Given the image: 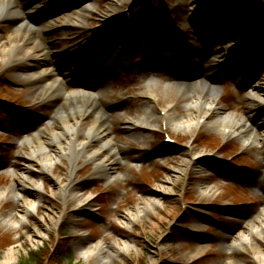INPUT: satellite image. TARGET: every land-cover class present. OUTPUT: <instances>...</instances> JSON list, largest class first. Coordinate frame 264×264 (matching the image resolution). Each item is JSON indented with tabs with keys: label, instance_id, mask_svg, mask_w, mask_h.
Masks as SVG:
<instances>
[{
	"label": "rangeland",
	"instance_id": "obj_1",
	"mask_svg": "<svg viewBox=\"0 0 264 264\" xmlns=\"http://www.w3.org/2000/svg\"><path fill=\"white\" fill-rule=\"evenodd\" d=\"M213 1L220 23L204 33L193 28L192 11L198 4L194 0H41L43 12H50L54 20L50 37L32 33L37 44L44 39L52 51L41 68L47 62L55 67L60 60L56 53L63 47L78 52L74 60L79 66L91 49L101 50L113 67L116 62L120 66L112 79L99 78L110 82L104 108L113 124L111 136L124 150L109 179L94 167V161L82 157H76L73 165L61 158L49 172L39 174L40 158L33 154L28 159L25 142L27 137L44 140L36 134L53 115L55 102L35 94L39 83L14 77L26 67L20 62L7 67L17 53L0 52V99L25 104L17 109L0 102V264L6 256L11 257L7 264H264V229L260 237L250 236L257 250L238 237L248 233L247 223L257 215L264 219V147L245 148L239 138L223 135L215 114L208 123L188 130L170 123L152 130L139 128L133 135L125 129L128 118H144L163 109L174 114L177 107H185V93H180L172 75L197 69L188 62L197 60L200 51L211 59L214 51H221L224 58L243 59L234 67L235 76L224 70L225 77L216 79L214 102L235 117L249 118L255 130L264 122V100L252 101L248 95L264 79V54H255L257 62L249 69L252 48L260 42L264 47V0H224L228 9L223 0ZM84 3H93L94 8L80 28L66 30L63 22L70 14L63 12L76 11ZM253 18L262 21L263 31L256 38L251 37ZM15 26L12 20L0 21L1 43H19ZM190 38L192 45L187 43ZM76 43L81 45L79 51ZM26 47L34 49L31 44ZM71 62L69 58L65 64ZM160 63L170 65V71L160 69ZM146 70L151 71L153 82L144 78ZM195 74L184 84L205 79L204 74ZM255 93L263 97L262 89ZM30 111L36 112L37 120ZM90 121L91 117L85 122ZM46 144L52 154L54 146ZM90 147L97 145L93 142ZM193 152L201 154L191 158ZM180 165L185 169L181 174L175 171ZM68 177L67 193L55 195L56 181L63 183ZM36 179L41 185L38 191L24 189ZM201 184L208 186L207 193L201 191ZM75 191L86 198L85 205L76 201ZM22 197L25 202L37 199L26 219L15 226L2 221L4 214L21 211ZM127 213L132 214L129 220ZM194 222L199 229L192 228ZM96 243L102 245L100 254L79 256L82 248ZM35 252L37 262L31 260ZM60 253L67 257L59 260Z\"/></svg>",
	"mask_w": 264,
	"mask_h": 264
},
{
	"label": "bare ground",
	"instance_id": "obj_2",
	"mask_svg": "<svg viewBox=\"0 0 264 264\" xmlns=\"http://www.w3.org/2000/svg\"><path fill=\"white\" fill-rule=\"evenodd\" d=\"M20 1L21 5H19ZM206 2L207 4H204ZM41 4V0H0V21L11 18L17 21L13 33L20 38L19 43L10 42L9 44H5L0 42V49L4 48L3 51L0 50L1 53H17L16 59L12 62L9 61L7 67L11 66V63L14 65L18 62L24 63L26 67L20 72L15 73L14 77H26L28 78L27 80L39 83V87H37L35 94L42 100L55 102V111L52 118L46 126L36 134V137L43 135L44 140H39L38 138L33 139V137L27 138L25 142V146L29 152L27 157L30 160L33 158V154L39 156L40 160L37 162L39 174L45 171L49 172L50 167L54 163H58L61 158L66 159L70 165H73V160L76 157H82L85 160L94 161V167L103 170L105 173L104 175L109 179L111 178L109 173L114 170L113 167L116 166L119 161H122L119 154L124 148L113 140L111 136L113 124H110L108 120L109 115L106 110L101 108L105 103H103L100 98H97V95L102 96L104 93L94 92L91 88L87 87L86 83L75 87L70 86L69 88H64L63 84H66L71 77L77 75L74 69L78 67L64 69L57 75L49 68L48 62L45 64V68H41L44 62L47 61L48 48L41 39V44H37L33 39L32 33L33 31L50 33L53 29L52 24L49 22L41 23L39 28H35L32 24L33 19L35 18L38 20L37 15H40V12L43 10ZM208 5V0H200L198 7L194 8L192 11V14L195 13L192 18L193 23H197L198 17L200 16L196 10L204 9L208 11L209 14H214L215 11ZM93 6V3L83 4L77 11L72 12L75 18L73 19L71 16L70 24L66 25L71 26L74 20L76 29L80 28L85 16L94 8ZM107 15L108 13L105 14V16ZM30 44L33 45L34 49H32V47H26ZM198 59L199 62L195 60L192 61L197 68L200 67V71L204 74L205 80H203V84L201 83V85H198L197 82L194 84H183L180 81L178 82L180 93H185L186 96L185 107L183 109L177 107L174 112L175 115L163 109L154 114H145V119L142 117L135 119L128 118L125 121L126 131L133 135L135 130H139V128L152 130L158 126L166 127L169 123L176 128L188 130L191 127L208 123L210 116L215 114L216 127L223 135L239 138L245 148L256 146L264 147V122L255 130L249 125V118H238L216 107L214 99L217 96V91H215L216 89L212 86H207L205 84L206 81L216 83V77L207 73L215 69L216 64L209 58L205 51L199 53ZM28 61L36 62V65H27ZM229 72L235 75L234 71L229 70ZM144 74H146L147 78V73ZM256 85L258 86L257 89L251 88L248 91L249 96L252 101L261 103L264 100V88H262L264 79L261 82H257ZM261 89L263 91L262 98L259 94L255 93L256 90L259 92ZM100 91H103V89ZM149 96L152 98L153 95L151 94ZM89 117L92 118V121L86 123L85 121ZM93 142L96 143L97 148L90 147ZM46 143L54 146V152L52 154L48 153V145ZM200 154V152H193L190 154V157L197 158ZM28 165L31 169L32 165L30 163ZM175 171L181 174L184 173L185 169L180 165L175 168ZM106 174H109V176ZM260 176L262 175H259V177ZM169 180L170 179L166 180V182H169ZM69 181L70 178L64 180L63 183H57L56 181L57 190L54 194L60 196L61 193H67L70 184ZM40 186L39 180L36 179L31 181L28 186L23 187L24 189L38 191ZM199 187L204 193H207L209 189L208 186L204 184H201ZM74 195L79 204L85 205L87 203L86 198L82 197L77 191L74 192ZM22 200L20 206L21 211L4 214L2 221L15 226L21 224L23 220L26 219L28 214L33 210L37 199L25 202V199L22 197ZM125 217L129 220L132 214L127 213ZM255 220L260 224H256ZM199 225L200 224L197 222H194L192 228L199 229ZM247 226L248 233H241L238 237L247 247L252 250H257L258 246L250 239V236H261L264 229L263 216L261 217L260 214L257 215L252 223H247ZM35 235L38 236L39 233L35 232ZM234 244H236L235 248L238 247L236 242H234ZM123 245L128 247L125 243H123ZM101 247V243H96L86 248H80L81 252L79 256H87L92 253L100 254L102 251ZM10 259V256H6L2 264H7Z\"/></svg>",
	"mask_w": 264,
	"mask_h": 264
},
{
	"label": "trees",
	"instance_id": "obj_3",
	"mask_svg": "<svg viewBox=\"0 0 264 264\" xmlns=\"http://www.w3.org/2000/svg\"><path fill=\"white\" fill-rule=\"evenodd\" d=\"M57 253H59V251H57ZM37 254H38L37 252H35L34 254H32V257H31V260H32V261H36V259H38V258L36 257ZM57 256H58L59 260H64V259L67 257V255L64 254V253H60V254L57 255ZM36 262H37V261H36ZM23 264H26V263L24 262ZM38 264H41V262L39 261Z\"/></svg>",
	"mask_w": 264,
	"mask_h": 264
}]
</instances>
